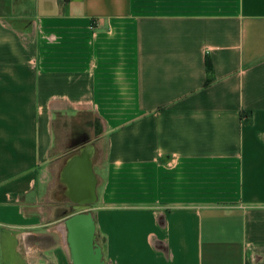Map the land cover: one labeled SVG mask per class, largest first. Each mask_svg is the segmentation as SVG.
Masks as SVG:
<instances>
[{"label":"crops","instance_id":"0c3cea01","mask_svg":"<svg viewBox=\"0 0 264 264\" xmlns=\"http://www.w3.org/2000/svg\"><path fill=\"white\" fill-rule=\"evenodd\" d=\"M82 208L98 264H264V0H0V264Z\"/></svg>","mask_w":264,"mask_h":264},{"label":"water","instance_id":"95a60500","mask_svg":"<svg viewBox=\"0 0 264 264\" xmlns=\"http://www.w3.org/2000/svg\"><path fill=\"white\" fill-rule=\"evenodd\" d=\"M81 164L84 170L90 167L88 160H83ZM85 210L86 208L78 209L77 214L66 221V225L71 231L70 239L73 242L76 261L82 264H98V259L92 254L95 225L91 214Z\"/></svg>","mask_w":264,"mask_h":264},{"label":"rangeland","instance_id":"374dc122","mask_svg":"<svg viewBox=\"0 0 264 264\" xmlns=\"http://www.w3.org/2000/svg\"><path fill=\"white\" fill-rule=\"evenodd\" d=\"M72 214V216H73V214H75V212H73V213H71ZM77 214V213H76Z\"/></svg>","mask_w":264,"mask_h":264}]
</instances>
